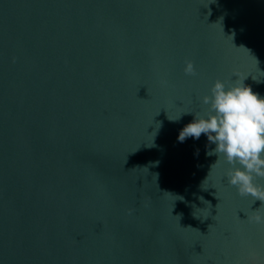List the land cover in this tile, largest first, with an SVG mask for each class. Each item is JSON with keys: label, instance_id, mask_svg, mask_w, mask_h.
<instances>
[{"label": "water", "instance_id": "water-1", "mask_svg": "<svg viewBox=\"0 0 264 264\" xmlns=\"http://www.w3.org/2000/svg\"><path fill=\"white\" fill-rule=\"evenodd\" d=\"M230 77L264 99V0H0V264H264L261 201L177 140Z\"/></svg>", "mask_w": 264, "mask_h": 264}, {"label": "clouds", "instance_id": "clouds-1", "mask_svg": "<svg viewBox=\"0 0 264 264\" xmlns=\"http://www.w3.org/2000/svg\"><path fill=\"white\" fill-rule=\"evenodd\" d=\"M183 72L186 76L197 75L191 61H185ZM232 76L239 77L235 73ZM231 77L229 81L213 83L210 94L201 98L206 110L194 114L193 121L179 132L177 140L183 143L186 138L198 140L205 135L215 145L206 153L217 156L212 167L222 160L228 165L222 177L227 185L234 187L237 195L251 197L253 202L259 200L264 206V186L255 183L264 179V99L243 84L245 78L232 81ZM161 83L166 85L167 81ZM180 116L170 120L176 121ZM251 220L264 225V215H255Z\"/></svg>", "mask_w": 264, "mask_h": 264}]
</instances>
